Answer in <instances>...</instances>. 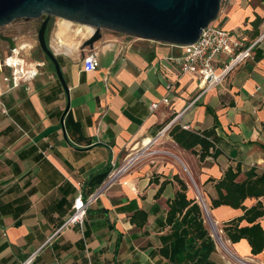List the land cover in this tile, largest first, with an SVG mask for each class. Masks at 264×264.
Segmentation results:
<instances>
[{"label":"crops","instance_id":"crops-1","mask_svg":"<svg viewBox=\"0 0 264 264\" xmlns=\"http://www.w3.org/2000/svg\"><path fill=\"white\" fill-rule=\"evenodd\" d=\"M263 22L264 0L221 1L215 25L236 35L240 51L250 50L219 86L198 99L200 86L190 75L180 76L167 94L159 63L181 54L175 45L103 30L91 49L83 48L93 30L55 18L45 39L65 90L53 67L29 58L35 41H20L28 52L21 57L37 75L2 96L7 114L0 113V264H22L30 256L31 264H264V247L252 255L245 239L231 243L224 237L222 244L218 238L214 223L221 230L243 210L212 208L216 193L209 181L228 168L239 170L237 181L251 166L264 171ZM89 52L96 54L98 67L86 73L82 58ZM230 58L219 56L218 67ZM152 103H158L154 111ZM174 125L214 129L219 156L200 160L181 149L168 135ZM136 153L139 162L97 196L82 225L62 228L76 195L94 194ZM181 168L201 193L220 246L204 226L191 244L171 241L164 256L160 236L180 227L179 218L165 224L179 189L175 176L185 183L186 198L195 200ZM258 200L263 201L251 198L242 205L247 209ZM136 211L146 214L144 222L141 216L130 220ZM256 222L264 231V216ZM187 252L191 260L177 263Z\"/></svg>","mask_w":264,"mask_h":264},{"label":"water","instance_id":"water-1","mask_svg":"<svg viewBox=\"0 0 264 264\" xmlns=\"http://www.w3.org/2000/svg\"><path fill=\"white\" fill-rule=\"evenodd\" d=\"M222 0H0V28L15 20L39 19L37 43L53 65L66 90L59 64L49 49L45 31L50 18L90 27L93 32L83 48H92L101 31L169 45L195 43L202 29L218 16ZM0 41L15 47L14 40L0 34Z\"/></svg>","mask_w":264,"mask_h":264},{"label":"trees","instance_id":"trees-1","mask_svg":"<svg viewBox=\"0 0 264 264\" xmlns=\"http://www.w3.org/2000/svg\"><path fill=\"white\" fill-rule=\"evenodd\" d=\"M47 32L48 25L45 37ZM45 59L51 64L46 56ZM51 66L53 67L52 64ZM206 113L214 117L213 111L208 107L206 108ZM214 124H216V119H214ZM261 129L264 132V121L261 123ZM168 135L181 149L195 153L200 160H204L207 157L215 159L220 154L217 148L219 138L214 129L192 131L179 125H174L169 129ZM259 146L264 152V146L261 144ZM196 148H198V151H195ZM238 176L239 170L234 171L228 168L219 180H209L213 183L216 193L215 197L211 199V207L229 206L243 210V214L240 217L224 223L221 231L231 243H237L245 239L250 247L251 254L257 255L262 252L264 247V231L260 224L256 222L264 216V171L258 173L254 166H251L245 172L242 181H237ZM174 180L178 183L179 189L168 204L165 224L171 226L175 219L179 218L180 227L178 229L171 228L168 234L160 236L162 243L160 253L164 256H167L168 244L171 241L184 238L188 244H191L196 234L204 230L201 208L195 200L186 198L187 187L185 183L179 180L177 176L174 177ZM161 187H163V184ZM251 198L256 200L262 198L263 201L258 200L254 206L247 209L244 208L243 202ZM137 216H141L143 222L146 220V214L143 211H136L130 220L133 222ZM243 221L247 225L240 226ZM190 256L189 252L182 257L177 256L176 262L184 263L187 260H191Z\"/></svg>","mask_w":264,"mask_h":264},{"label":"built area","instance_id":"built-area-1","mask_svg":"<svg viewBox=\"0 0 264 264\" xmlns=\"http://www.w3.org/2000/svg\"><path fill=\"white\" fill-rule=\"evenodd\" d=\"M2 44H4V48L1 47ZM176 47L181 50V54L169 56L159 63L163 68L165 89L167 94L171 93L175 89L176 82L180 76L190 75L198 81L200 86V94L196 99L219 86L232 67L247 56L250 50V48H247L246 50L240 51L241 44L237 41L236 35L222 29L214 23H210L206 28L202 29L195 43ZM24 49L25 46L15 43L14 49L10 50L8 44L0 41V84L3 85V88L0 87L1 114H7L2 101L3 94L19 86L22 82L34 79L37 75V71L26 67L24 59L21 57V52ZM223 54L231 55V58L222 67H218V58ZM97 67L98 61L95 53L89 52L82 58V70L84 72H93ZM4 70L9 71L8 77L3 75ZM162 102L167 103L168 98H163ZM157 107L158 103H152L150 110L154 111ZM164 130L165 128L160 131V134ZM140 158V153L129 155L125 164L113 171L108 177V180L94 194L89 195L86 199L83 198L81 193H78L71 206V213L63 223L62 228L70 224L81 226L88 206L103 190L108 188L133 165L138 163ZM202 205L204 207L203 201ZM32 261L33 256H30L22 264H31Z\"/></svg>","mask_w":264,"mask_h":264},{"label":"rangeland","instance_id":"rangeland-1","mask_svg":"<svg viewBox=\"0 0 264 264\" xmlns=\"http://www.w3.org/2000/svg\"><path fill=\"white\" fill-rule=\"evenodd\" d=\"M219 11H220V9H219ZM54 19L55 18L52 17V18H50V21H52ZM43 20H44V16H42L39 19H29V20L19 19V20H15V21H13L10 24H8V25H6L4 27H1L0 28V34L4 35V36L11 37L12 39H14V42L16 44H19L20 41H22V40H26V39H29V38L33 39V41H35V46H34L33 51L29 54V58L30 59H43L45 61L46 66L49 67L52 70L51 64L45 59V56L42 53V51L39 48L38 43H37V32H38L40 24H41V22ZM213 23L215 24V21ZM51 29H52V25L50 24L49 31H48L49 33H48L47 37H49ZM1 47L4 48V44H2ZM27 53L22 52L21 55L26 56ZM181 175L186 180L188 185L192 188V190H193V192L195 194V202L201 208L203 224H204L205 228L207 229L209 234H211V236L214 238V240L217 242V244L220 246L219 242L217 241V239L215 237V234L213 233L211 225H210V223L208 221V217L211 218V216L209 214L208 207L206 206L205 202H204V207L205 208L202 205L201 193L199 194V190H197V186H195L191 175L186 170H184V168H181ZM214 225H215V228L217 230L216 232L220 236L221 242L223 243L224 242L223 233L220 232V228H219V226H217L216 223H214ZM225 255L228 257L227 254H225Z\"/></svg>","mask_w":264,"mask_h":264},{"label":"bare ground","instance_id":"bare-ground-1","mask_svg":"<svg viewBox=\"0 0 264 264\" xmlns=\"http://www.w3.org/2000/svg\"><path fill=\"white\" fill-rule=\"evenodd\" d=\"M201 201H203V200H202V198H201ZM203 203H204V201H203ZM217 236H218V238H219V239H220V241H221V238H220V236H219L218 234H217Z\"/></svg>","mask_w":264,"mask_h":264},{"label":"flooded vegetation","instance_id":"flooded-vegetation-1","mask_svg":"<svg viewBox=\"0 0 264 264\" xmlns=\"http://www.w3.org/2000/svg\"><path fill=\"white\" fill-rule=\"evenodd\" d=\"M11 38V37H10Z\"/></svg>","mask_w":264,"mask_h":264}]
</instances>
